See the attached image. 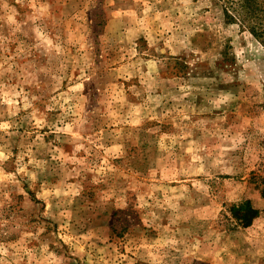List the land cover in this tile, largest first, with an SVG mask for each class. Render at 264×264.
I'll return each mask as SVG.
<instances>
[{"label": "rangeland", "instance_id": "1", "mask_svg": "<svg viewBox=\"0 0 264 264\" xmlns=\"http://www.w3.org/2000/svg\"><path fill=\"white\" fill-rule=\"evenodd\" d=\"M0 264H264V44L220 0H0Z\"/></svg>", "mask_w": 264, "mask_h": 264}, {"label": "trees", "instance_id": "2", "mask_svg": "<svg viewBox=\"0 0 264 264\" xmlns=\"http://www.w3.org/2000/svg\"><path fill=\"white\" fill-rule=\"evenodd\" d=\"M220 2L226 22L238 23L264 44V0H220ZM231 210L238 219L237 223L242 226H249L260 213L249 199L234 205Z\"/></svg>", "mask_w": 264, "mask_h": 264}]
</instances>
